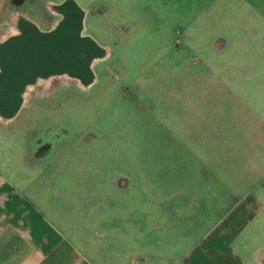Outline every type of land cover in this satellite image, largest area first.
I'll return each mask as SVG.
<instances>
[{
  "label": "rangeland",
  "instance_id": "374dc122",
  "mask_svg": "<svg viewBox=\"0 0 264 264\" xmlns=\"http://www.w3.org/2000/svg\"><path fill=\"white\" fill-rule=\"evenodd\" d=\"M60 1L0 0V27L23 15L45 30L55 21L46 5ZM73 1L81 35L105 51L91 66L94 82L25 104L13 138L0 142V165L8 173L26 161V115L62 116L90 130V152L72 150L57 165L78 180L75 192H104L90 207L122 211L145 243L156 226L195 243L218 210L256 199L263 210L236 248L264 262V0ZM102 177L116 180L109 197L87 185Z\"/></svg>",
  "mask_w": 264,
  "mask_h": 264
},
{
  "label": "crops",
  "instance_id": "0c3cea01",
  "mask_svg": "<svg viewBox=\"0 0 264 264\" xmlns=\"http://www.w3.org/2000/svg\"><path fill=\"white\" fill-rule=\"evenodd\" d=\"M12 31L14 28L3 39ZM19 116L0 118V142L13 138L9 126ZM72 150L78 151L69 148L48 162L34 163L29 161L27 150H22L18 155L26 161L17 163L16 168L7 173L0 165V264H264L236 248V240L263 210L256 199L236 204L224 213L218 210L219 220L195 243L158 226L153 239L145 243L144 230L138 224L127 226L122 211H100L88 205L104 192L74 191L78 180L68 177L70 169L62 168L63 174L57 166L61 158L75 154ZM53 166L63 177L47 175ZM98 182L96 185L95 179H89L87 185L107 190V197L110 188L117 190L112 185L116 180L110 184L102 177ZM112 194L125 195L119 191ZM160 232L166 233L165 239Z\"/></svg>",
  "mask_w": 264,
  "mask_h": 264
},
{
  "label": "water",
  "instance_id": "95a60500",
  "mask_svg": "<svg viewBox=\"0 0 264 264\" xmlns=\"http://www.w3.org/2000/svg\"><path fill=\"white\" fill-rule=\"evenodd\" d=\"M70 4L73 10H64V20L53 36L38 35L34 29L20 24L23 36L17 40H6L0 46L3 53L0 94L14 96L10 102L0 101V113L7 106L10 111L17 109L18 93L35 77L62 73L84 81L93 80L91 65L103 57L105 51L81 35L84 14L74 2Z\"/></svg>",
  "mask_w": 264,
  "mask_h": 264
},
{
  "label": "flooded vegetation",
  "instance_id": "af4514ba",
  "mask_svg": "<svg viewBox=\"0 0 264 264\" xmlns=\"http://www.w3.org/2000/svg\"><path fill=\"white\" fill-rule=\"evenodd\" d=\"M70 2L72 0H61L59 3H48L46 5V10L51 17L55 18L53 23H48L45 30H41L37 23L29 20L23 15H17L11 19L12 27L14 32L7 38L2 39L6 36L0 34V46L4 44L6 40H17L23 36V32L20 29V24H24L32 29H34L38 35L41 36H53L55 30L64 20V10H73ZM76 4V3H75ZM3 53L0 51V61L3 59ZM105 54L99 60L104 59ZM98 60L94 61L91 66H93ZM57 62V57H56ZM1 73V64H0ZM94 82L84 81L82 79L72 78L62 73H54L47 76L35 77L32 81L26 83L21 92L18 93L17 98L19 105L16 110L10 111V107L7 106L3 108V113L0 115H10L7 117H1L4 120H13L18 115L21 114V110L25 107V104L35 105L44 101L56 99V97L62 93L63 87L72 86L76 92H82L88 90L90 85ZM37 94H39L37 96ZM41 94V95H40ZM16 96V95H15ZM14 96L7 95L3 96L0 94V101L7 103L12 101ZM42 99V100H41ZM29 117L26 126H32L28 132V137L26 140L27 154L30 162H46L49 161L53 156L52 152L56 154L57 149L60 153L63 150H68L69 148H74L82 151L90 152V130L75 127L70 125V121L62 116H57L54 118L55 121L50 122L49 118L47 120L41 119L37 115H26ZM52 120V119H51ZM43 121V122H42ZM53 154V155H54Z\"/></svg>",
  "mask_w": 264,
  "mask_h": 264
},
{
  "label": "bare ground",
  "instance_id": "6f19581e",
  "mask_svg": "<svg viewBox=\"0 0 264 264\" xmlns=\"http://www.w3.org/2000/svg\"><path fill=\"white\" fill-rule=\"evenodd\" d=\"M13 17H15V16H12V18ZM5 24H6V26H3L2 27V29H1V32H0V34H1V37L3 36H6L7 35V32L8 31H11L13 28L11 27V19L10 20H7L6 22H5ZM6 28H7V30H6ZM12 28V29H11ZM3 39V38H2Z\"/></svg>",
  "mask_w": 264,
  "mask_h": 264
},
{
  "label": "trees",
  "instance_id": "16d2710c",
  "mask_svg": "<svg viewBox=\"0 0 264 264\" xmlns=\"http://www.w3.org/2000/svg\"><path fill=\"white\" fill-rule=\"evenodd\" d=\"M73 1V0H72ZM74 3H75V1H73ZM77 5V4H76ZM88 38H90V37H88ZM92 40V39H91ZM93 41V40H92ZM94 43H95V41H94ZM96 44V43H95ZM96 46L99 48V49H102V48H100L97 44H96Z\"/></svg>",
  "mask_w": 264,
  "mask_h": 264
}]
</instances>
